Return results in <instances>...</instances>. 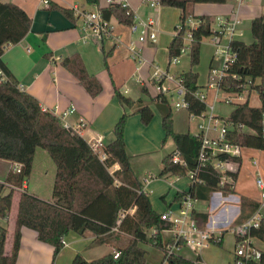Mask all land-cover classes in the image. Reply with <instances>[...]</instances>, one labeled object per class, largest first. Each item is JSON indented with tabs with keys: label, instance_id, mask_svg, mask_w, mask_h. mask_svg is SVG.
I'll use <instances>...</instances> for the list:
<instances>
[{
	"label": "trees",
	"instance_id": "16d2710c",
	"mask_svg": "<svg viewBox=\"0 0 264 264\" xmlns=\"http://www.w3.org/2000/svg\"><path fill=\"white\" fill-rule=\"evenodd\" d=\"M161 7L180 10L179 25L185 28L189 10L196 4L223 5L229 0H157ZM86 5L98 7L99 0H85ZM48 10L60 12L70 22L76 18L70 9L49 4ZM105 20L112 17L129 26L133 13L120 4H109L99 9ZM199 26L192 30V42L189 46L191 69L179 74L186 91L184 100L188 103L187 112L200 116L206 111V105L195 98L194 94L202 88L198 86V74L193 68L199 63L201 42L212 35L211 22L207 17L196 18ZM31 19L20 7L0 2V69L5 82L0 81V145L23 146L25 158L20 173L7 171L0 181V219L9 217L13 199L16 197V213L13 222L12 245L8 254L5 252L8 231L0 226V264H16L20 248L21 229L27 228L36 233L39 242L53 248L55 258L63 248L64 237L73 232L81 237H94L92 244L109 245L113 251L98 259L87 261L76 254L71 264H146L147 245L162 251L161 233L168 229V223L160 219L151 206L147 192L131 167V157L124 142L126 115H122L113 127V140L103 142L102 154L105 160L92 150L90 145L71 129H65L51 112L44 111L38 100L27 92L19 90L18 82L2 61L4 49L21 42L29 33ZM252 42L240 40L230 43L236 60L227 71L222 89L228 92H241L248 82L257 83L251 91L257 93L260 107H250L248 102L234 106L226 120L234 127L228 137L232 143L242 148L263 150L264 139L261 136L262 115L264 113V17L251 21ZM183 42L173 36L167 50L168 61L180 56ZM60 66L69 72L92 99L102 92L99 81L90 75L79 54H74L60 61ZM236 76V79L232 77ZM228 87V88H227ZM142 94L149 97V102L139 99L136 102L124 97L114 89V97L122 106L134 107L143 125H148L153 112L150 103L157 106L161 114L164 131L162 147L170 141L174 150L184 162V166L174 164L171 155L165 154L161 160V170L157 178L185 176L188 172H197L196 182L189 183L187 190L176 193L175 201L184 195L194 200H206L211 192L219 191L223 195L235 194L234 186L238 171L231 174L234 186H218V178L209 168L199 165L198 154L200 140L189 133L179 134L173 130L171 107L165 95L159 93L151 97L147 87L141 88ZM239 127L251 130L252 134H243ZM43 150L55 167L51 198L44 201L37 196L24 192H15L12 187L21 188L28 183L32 172L36 150ZM240 163V158L237 159ZM259 203L240 198L241 214L236 224L247 220L258 210ZM199 228L207 221L206 214H192ZM251 236L264 243V218ZM212 243H220L212 240ZM117 254V259L114 255ZM169 264H191L179 255L169 259ZM257 264H264V252Z\"/></svg>",
	"mask_w": 264,
	"mask_h": 264
},
{
	"label": "crops",
	"instance_id": "0c3cea01",
	"mask_svg": "<svg viewBox=\"0 0 264 264\" xmlns=\"http://www.w3.org/2000/svg\"><path fill=\"white\" fill-rule=\"evenodd\" d=\"M108 1L115 4H124L131 10L136 18L142 20H153V12H159V7H161L159 6L156 8H150L148 6V3L155 0H99L98 7L86 5L85 0H48L49 4H56L66 9L71 10L73 6H78L87 11L106 8L109 5ZM0 2L3 4H14L20 7L31 19L30 31L26 37L16 45L6 46L2 56L3 63L6 65L12 76L16 79L19 86L22 87V91L27 92L35 97L43 110H56L57 113H60L68 109L71 105H74L76 111L75 113L68 116L67 122L74 126L80 122L84 123V128L79 130V135L87 143H89L91 140H101L104 143L113 140L112 127L115 123L118 113L120 112V108L117 106V104L120 105V103L118 101L116 103L113 99L110 100V98L101 99L100 95L92 99L79 85L78 81L59 64L64 58L70 57L74 54H79L89 74L95 75L88 68V65L92 63L95 57L93 56V48L91 46H82L79 42V27L81 25V21L77 19L75 23L70 22L60 12L48 10L49 5L47 8L42 7L41 0H0ZM189 12V16L193 20H196V18L199 17H207L210 19L211 24L217 17H230L236 15L241 22L239 25L241 36L237 37L236 40H240L249 44L252 42L250 34L251 21L256 17H264V0H245L239 6H236L230 1L223 5L196 4L190 8ZM110 22L114 28V44H110V50H113L114 52L119 49V47H123L129 56L128 46L130 42L136 39L135 35H132L128 28L126 44H121L120 37L123 36V29L126 26L120 24L114 17L110 19ZM156 24L159 38L161 32L159 29V24ZM175 27L173 29L172 38L174 36ZM95 45L98 47V49L102 50V47H99V44L95 43ZM155 45L156 44L144 46L146 56L147 54L148 56L146 57L143 55V57L147 64H152L153 62V57L149 58V53H156L154 48ZM207 45L212 48L214 53V47L210 38L207 42ZM179 63L176 66H178ZM147 64L141 66L136 64L137 72L139 73L140 71V75L142 74L141 78L137 79V82L141 87H147V85L151 84L155 89V93H153L151 89H148V87L147 89L150 93V96L154 95L151 96L153 98L157 95V91L156 87L150 80V68ZM211 66L210 59L208 71ZM170 67L171 66L169 65V61L167 59L166 70L169 71ZM208 71L206 75V83ZM183 72L186 71H179L176 75H179ZM206 83L204 86L200 85L198 78L197 84L200 87L202 86V89L200 90L201 92H203V90H207ZM173 86V82H165V87L172 89L174 88ZM125 93L126 91L124 94ZM251 94L252 93H250L246 100L248 104ZM242 103L243 102H241V104ZM104 105L109 107L110 113L106 114V110H102ZM120 107L123 106L120 105ZM232 107L234 108V106ZM259 107L260 104L258 107L254 108ZM185 112L187 113L188 121L193 122L189 119L188 112ZM99 115H103V119L101 121H97V117ZM216 116L219 117L218 115ZM194 123L195 125L193 132H191L190 127H188V131L185 133H175H189L194 135L197 132L196 122ZM140 127L142 126L140 125ZM174 149L175 148L173 145L172 151ZM25 154L26 148L23 146L0 145V170L4 172L2 178L5 177V174L9 169H12L14 164L22 166ZM248 156L249 159H246L249 162L248 165H250L253 174L255 173V176L257 177H264V158H261V154L258 152H253ZM130 157L132 158L131 155ZM253 161H256L257 165L254 166L252 164ZM242 164L243 160L241 158L237 180L234 186L235 194L223 195L219 191L211 192L208 199L197 200L194 205L193 214H206L208 216L203 227L215 229L216 233L213 240L220 244L217 245L211 242L210 245L220 246L224 238V232L231 226L236 225V221L241 214V194L236 191V184L239 179V173ZM158 170L159 171H157V174H159L161 170V164ZM153 177L157 178L156 175H153ZM169 178L170 177L163 178L162 181L168 180ZM144 179V177L139 176V180L143 186V189L145 192H147L148 182H146ZM165 183L169 188L168 190H175L174 196L177 192L182 193L186 191L189 184L187 183L183 188H177V185L174 183ZM26 190L29 192V182L26 184ZM32 190L33 195L42 199V197L38 194V188H33ZM174 196L172 198V202H169L164 195L159 197L162 201L161 203L150 199L152 209L159 215L163 214L169 208L175 209L177 207V201L174 200ZM42 200L49 201L50 198ZM253 200L255 203H261L260 196ZM200 203L205 204L204 209L197 208V205ZM260 214L262 217H264V210H262ZM9 221L10 215L7 219L3 221L1 220L2 223H9ZM0 226L3 225L0 224ZM169 238L170 234L168 232L163 231L161 233L162 243L166 242ZM93 239L94 237L92 236L81 237L73 232H70L63 239L64 245L62 250L55 258H53V248L51 246L39 242L34 231L27 228H22L20 248L18 251L16 264H71V261L76 254H80L87 261H92L113 251L112 247L109 245L92 244ZM233 240L235 244V237ZM11 245L8 248H6L5 245L6 254L9 253ZM209 246L204 249L206 250V253L204 254L202 253L204 250L198 254H195L187 249L182 248L178 255L191 262V264H210V257H215L217 255V251L215 252L210 250ZM141 247L146 251V264H162L163 255L160 249L152 248L147 245H142ZM218 252L220 254L222 253L220 251ZM88 253H90L92 257H89ZM221 255L224 257L223 260L224 263L226 262L225 264L232 263L233 251H227V253Z\"/></svg>",
	"mask_w": 264,
	"mask_h": 264
},
{
	"label": "built area",
	"instance_id": "2783aa9c",
	"mask_svg": "<svg viewBox=\"0 0 264 264\" xmlns=\"http://www.w3.org/2000/svg\"><path fill=\"white\" fill-rule=\"evenodd\" d=\"M236 6L241 5L245 0H229ZM109 4L112 2L108 1ZM41 5L47 8L49 5L48 0H41ZM123 8H127L124 4H120ZM150 8H156L159 5L158 1H152L148 3ZM73 16L81 21L79 27L80 39L82 43L88 41H94L98 43L108 42L114 44L113 32L114 28L110 20H105L99 10L87 11L78 6L71 8ZM240 19L234 15L230 17H217L213 21L212 35L209 37L214 47L213 59L219 60V67H210L207 76L206 89L214 91L213 104L207 106V96L201 91L195 92L194 96L200 102L206 105V111L200 116L190 115L189 119L196 122L197 132L194 136L200 140V151L198 154L199 165L204 168H209L212 173L218 178L219 188H223L225 185L234 186V181L231 174L238 171L240 163L237 159H241L242 147L232 143L228 135L231 134V130L234 127L226 122L225 119H221L214 114V104L217 101H223L226 104L236 106L245 103L247 97L252 93L251 86L255 83L248 82L241 92H228L222 89V85L225 82L227 71L233 65L236 60V54L232 52L230 43L241 36L239 31ZM200 22L189 18L183 28L181 25L175 27L174 36L180 37L183 43V47L180 51V56L185 54L189 50V46L192 42V30L199 26ZM130 33L135 35V40L129 43L128 52L129 58L138 66L146 65V61L143 57L142 51L144 46L154 45L158 40V28L154 20H142L136 18L133 15V21L128 26ZM179 57L173 58L169 65L176 66L179 63ZM150 68V80L156 87L157 94L161 93L167 97V99L173 102V108L175 110L187 111L188 103L184 100L186 93L179 75H170L168 70L162 71L159 67L153 66V64H147ZM236 79V76L232 77ZM6 77L0 69V81L5 82ZM173 82L174 88L169 89L165 87V82ZM19 90H22L21 86H18ZM228 88V87H227ZM219 92H222L225 96L219 97ZM175 98V100H173ZM242 103V104H243ZM49 111V110H44ZM76 109L74 105H71L63 112L57 113L56 110L49 111L60 121L61 125L65 129H71L73 132L79 134V130L84 128V123L80 122L77 125H70L67 122L69 115L75 113ZM238 131L243 134H252L253 132L247 128L239 127ZM261 136L264 139V113L262 115V128ZM92 150L99 156L100 160H105V156L102 154L103 141L91 140L89 143ZM171 155V161L174 164L184 166L183 160L180 159L179 154L175 150L169 152ZM252 164L257 165L256 161ZM20 165L14 164L12 167L13 173H20ZM197 172H188L189 183L196 182ZM149 177V176H148ZM153 175H150L148 179H144L146 182L152 180ZM256 186L260 191V200L258 210L247 220L240 224L233 225L229 228V231L235 237V244L232 256L231 264H257L262 258V251L255 245L254 239L251 236V232L256 230L260 221L264 218L260 212L264 210V181L261 177H257ZM15 192L26 191V183L24 182L21 188L12 187ZM194 200L190 195H184L180 201L177 202L175 209L169 208L163 214L160 215V219L168 223L169 227L166 232L170 234V238L163 243L162 264H169V259L179 254V251L184 248L195 254L200 253L206 249L212 242L215 229L203 227L199 228L192 214L194 210ZM64 245V244H63ZM117 254L114 255V259H117Z\"/></svg>",
	"mask_w": 264,
	"mask_h": 264
},
{
	"label": "rangeland",
	"instance_id": "374dc122",
	"mask_svg": "<svg viewBox=\"0 0 264 264\" xmlns=\"http://www.w3.org/2000/svg\"><path fill=\"white\" fill-rule=\"evenodd\" d=\"M152 17L153 20L159 24L161 34L159 35L157 43L154 46L156 53L154 54V52H150L149 58L153 57V66H157L162 71H165L168 59V50L166 51V49L168 48L172 40L174 27L179 24L180 10L169 7H159V12H153ZM211 28H214L213 24H211ZM127 35L128 27L126 26L123 29V36L120 37L121 44H126ZM208 41L209 37L204 38L202 40L200 47L199 63L196 67L192 69L193 72H196L198 74L199 83L202 86H204L206 83V75L210 59L212 67H219V60L213 59L214 53L212 48L207 45ZM95 43L96 42L94 41H88L86 43L80 42V45L89 47L91 46L93 48V56L95 57L92 63L88 65V68L95 75L97 74L96 76H93L99 81L102 86V92L100 93L101 99L110 98V100L113 99L114 102L117 103V99L114 97V89L116 88L124 97L129 98L132 101L136 102L137 100L141 99L144 102H149V97L142 94V87L137 82V79L141 78L142 74L140 75V71L139 73L137 72V66L129 58V56L127 55V51L123 47H119V49L113 52V50H110L111 47L109 46L111 45L108 42H104L102 44L97 42V44H99V47H102V50H100L95 45ZM183 43H186V41H183ZM143 55L146 56L144 48ZM179 60L180 63L178 66L171 65L169 69L170 75L174 76L179 71L187 72L191 69L189 50L185 54L181 55ZM147 87L148 89H151L153 93H155V89L151 84L147 85ZM125 91L126 93L124 94ZM203 93L207 94V106H211L213 104L215 92L211 90H203ZM219 95V97L225 96L222 92H219ZM173 100H175V98ZM168 102L171 107V119L174 132L185 133L188 131V127H190V131L193 132L195 123L188 121L187 113L184 110H175L173 108V102L170 99L168 100ZM259 104V97L257 93L253 91L249 98V106L258 107ZM117 106L120 108V112L118 113L113 127L115 126L119 118H121V116L125 114L126 120L124 126V142L128 153L132 156L131 167L134 173L136 174V176L144 177L145 179H148L150 177V174L157 176V171H159L158 169L161 164V159L165 154L171 152L173 147L170 141H168L165 146L162 147L164 131L162 129L161 114L159 109L155 104L150 103L149 107L153 112V118L148 125H143L140 121L139 115L134 113V107H120L119 104H117ZM102 110H106V114L110 113V109L106 105H104ZM232 111V105L226 104L223 101L215 102L214 114L218 115L221 119H227ZM102 116L103 115H99L97 117V121H101L103 119ZM140 125L142 127H140ZM253 152L260 153L261 158H264V149L255 150L242 148L241 158L243 160V164L241 166L239 179L236 184V191L241 194V197H245L250 201H254L253 199L260 196V191L256 186L257 176H255V173L253 174L250 165H248L249 162L246 159L249 157L248 155ZM3 173L4 172L0 170V180L3 179ZM54 173L55 167L51 159L43 150L38 149L35 156L34 164L32 166V172L28 180L29 193L33 192V188H38V194L42 197V199L51 198ZM261 179L264 181L263 176H261ZM162 180L163 178L160 179L153 177L152 180L148 182L147 189L149 198L159 203L162 202L159 198L161 195H164L169 202H172V198L175 193V190L173 191V189L171 191L168 190L169 188L167 187L165 182L174 183L175 185H177V188H183L187 183H189L187 175L178 177L171 176L168 180ZM204 207V203H200L197 205L198 209H204ZM15 213L16 197L13 199V206L10 214L9 223H2L0 219V224L6 227L9 232L6 239V248L10 247L12 242V228ZM233 239L234 235L229 231V229H227L224 232V238L220 246H209L210 250H213L215 252L217 251V255L215 257H210V264L224 263V257L221 254H225L227 253V251L234 250ZM254 245L259 250L264 252V243L255 240ZM218 251L222 253L220 254ZM202 253H206V250L202 251ZM88 256L92 257L90 253H88Z\"/></svg>",
	"mask_w": 264,
	"mask_h": 264
}]
</instances>
